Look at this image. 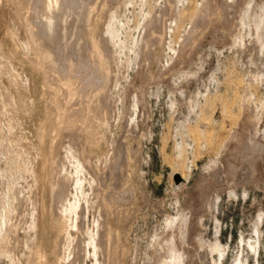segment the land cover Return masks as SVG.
Listing matches in <instances>:
<instances>
[{
  "label": "rangeland",
  "instance_id": "1",
  "mask_svg": "<svg viewBox=\"0 0 264 264\" xmlns=\"http://www.w3.org/2000/svg\"><path fill=\"white\" fill-rule=\"evenodd\" d=\"M53 1L0 0V264L61 193L67 264H264V0Z\"/></svg>",
  "mask_w": 264,
  "mask_h": 264
},
{
  "label": "bare ground",
  "instance_id": "2",
  "mask_svg": "<svg viewBox=\"0 0 264 264\" xmlns=\"http://www.w3.org/2000/svg\"><path fill=\"white\" fill-rule=\"evenodd\" d=\"M41 3H42V9L45 11L46 15H47V19L45 21H43V25H44V32L46 34V37H47V40L51 38V33H52V30L54 29V21H53V15H52V12L54 11V7H55V3L58 4V1H56L54 3L53 0H40ZM107 33L109 35V38L108 40L110 41H115V38L117 37V31H116V28L114 27L113 25V22L109 24L108 28H107ZM36 36V33L34 32L33 33V39L35 40L34 42L37 41V37ZM93 50H94V54L96 55V58L99 60L100 63H98V66H101V67H106L105 63L104 62V56H103V52L101 50V46H100V42L98 41H95L93 40ZM45 56L44 58H47L48 60L50 59L51 57V53L50 51H46L45 52ZM97 60V61H98ZM50 61V60H49ZM100 64V65H99ZM72 67V66H71ZM100 68V67H99ZM72 70V69H71ZM73 80L71 79H68L66 82H65V85H66V89H67V93H68V97L71 99L73 98L77 93V87L74 88L73 86ZM63 83V82H62ZM79 90V89H78ZM101 94V93H100ZM97 95V94H96ZM56 107V106H55ZM65 107V106H64ZM57 109L59 110V113L60 115H63L64 113L61 112L59 106H57ZM56 109V110H57ZM82 109V108H81ZM59 116V115H58ZM65 117V116H64ZM70 118V117H69ZM68 119V117H67ZM68 125H71L72 123L74 124L73 120L70 118L68 119L67 121ZM57 128V126H55ZM59 127V126H58ZM54 129V128H53ZM62 178V177H61ZM65 178V176H64ZM67 178V177H66ZM63 180V179H61ZM66 180V179H65ZM68 181V180H67ZM65 182V181H64ZM66 183V182H65ZM81 185V184H80ZM58 185H56L57 187ZM64 186V185H63ZM62 186V187H63ZM55 187V188H56ZM68 192V191H67ZM59 201L61 203V206L59 207V210L57 212V214L55 215V221L57 222L58 224V230L57 231V234H56V238L54 240V244H52V253H53V261L51 264H67L66 263V260H67V256L66 255V250L69 249L71 243L73 242V239H72V235H71V230L72 228L74 229H77L79 228V224L77 222L78 218H80L78 215H79V212H78V209L80 208L79 207V202H71L69 199H68V195L66 193H61L59 196ZM57 198V197H56ZM59 204V202L57 203ZM58 207V206H57ZM55 209V208H54ZM82 210V209H81ZM53 211V210H52ZM81 214V213H80ZM72 215H75V219H76V222L75 223H71L69 224V221L72 220L73 216ZM71 217V218H68V217ZM79 221V220H78ZM81 223V222H80ZM74 229V230H75ZM25 232V236L23 235L24 240L25 241V247H27V253H28V256H27V259H25L26 261V264H37L38 262L41 263V264H46L48 261V254L47 252L42 248L41 245H39L37 242H36V239H35V236H36V232H37V226H36V223L35 222H32L31 225L29 226L28 228V231H24ZM80 232V231H79ZM88 235V233H87ZM34 236V238H32ZM82 236V235H81ZM96 235L95 234H92L90 235V247L93 246L92 249H94V252L96 255H98V250L99 248L101 247L102 244H100V242L98 243L97 241V237H95ZM26 237V238H25ZM78 237V236H77ZM82 238V237H81ZM88 239V238H87ZM71 240V241H70ZM78 240V239H77ZM102 240V239H100ZM76 241V240H75ZM79 242V241H78ZM83 242V241H82ZM104 242V241H103ZM22 244V243H21ZM80 245V244H79ZM80 247V246H78ZM83 247V246H82ZM86 247V246H85ZM77 248V247H76ZM72 253V252H71ZM94 257V256H93ZM96 258V256H95ZM51 259V260H52ZM69 259V258H68ZM97 262V260H96ZM181 262L179 263H176V264H180Z\"/></svg>",
  "mask_w": 264,
  "mask_h": 264
}]
</instances>
